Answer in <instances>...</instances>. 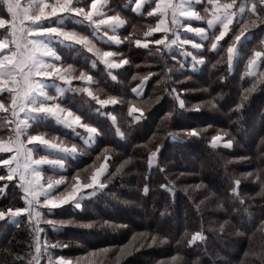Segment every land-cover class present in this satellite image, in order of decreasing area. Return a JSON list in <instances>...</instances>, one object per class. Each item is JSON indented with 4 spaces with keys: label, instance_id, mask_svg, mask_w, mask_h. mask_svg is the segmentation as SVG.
Instances as JSON below:
<instances>
[{
    "label": "trees",
    "instance_id": "trees-1",
    "mask_svg": "<svg viewBox=\"0 0 264 264\" xmlns=\"http://www.w3.org/2000/svg\"><path fill=\"white\" fill-rule=\"evenodd\" d=\"M116 1L120 10L133 21L153 24L154 17L147 15L150 8H144V13L138 14L133 10L136 0ZM257 13L254 18L259 21L253 28L245 30V36L249 35L239 43L243 54L238 61L234 60L231 70L226 49L239 34L240 25L250 20L246 15L233 24L217 51L211 50L209 42L204 43L199 54L207 57V68L193 69L189 55H182V59L172 58L167 49H161L155 56L154 62L160 61L161 67L163 63L165 67L172 64L179 74L192 77L194 89L207 88L197 101L201 105L199 110L180 108L174 101L167 67V78L158 91L153 88L159 75L146 76V87L140 97L132 89L146 77L135 76L140 69L133 64L126 67L124 82L120 83H117L120 79L111 78L110 70L103 65L89 69L95 74L101 72L102 82L128 98L143 100L157 93L163 96L153 109L144 113L138 126L132 123L123 127L122 135L117 124L96 105L80 103L75 92L65 93L62 104L77 110L101 134L94 146L87 145L86 154L66 156V170L56 174L67 177L87 174L99 161L95 157L106 146L120 153L110 151L111 157L115 158L109 161L111 182L102 191L83 199L82 210L67 205L45 213L46 218L82 224L56 225L57 231L50 224H41L45 229L42 237L46 236V241L50 244L77 242L97 253L96 262L84 264H125L126 260L135 258L142 264H169L174 256L179 257L176 264H264V57L258 73L247 75L248 58L256 49L264 50V21L260 20L264 17V9L260 7ZM104 46L132 49L125 53L132 60L136 55L144 57V54L149 56L150 51H156L155 48L138 50L129 42L121 46ZM80 52L81 49H68L69 62L90 66L86 59L85 64L80 62ZM253 88L254 91H249ZM186 97L193 101L196 96L188 94ZM187 120L189 123H184ZM49 129L79 142L77 136L62 126ZM218 129L226 131L227 138L235 136L241 146L213 147L211 138ZM188 130L196 131L197 135H190ZM153 152H158V159L155 165L149 166V156ZM121 154L138 162L117 172L115 161L122 158ZM245 157L250 160L240 161ZM122 161L117 164L121 166ZM119 173L125 175L122 177ZM0 175L6 176L4 171H0ZM4 185L5 182L0 180V211L7 208L6 202L13 196L15 202L20 197L15 185ZM86 222L89 223L84 224ZM91 222L96 223L91 225ZM35 228V222L24 216L17 225L9 220L0 224V264L36 263L39 256L34 244L37 242H33L31 250L27 244L30 237L31 241L37 239ZM197 233L204 238L190 244ZM145 234L155 238V242L151 240V247L146 244ZM135 242L140 243L142 250H131ZM123 247L129 250H118L125 249ZM114 248L116 251L112 254Z\"/></svg>",
    "mask_w": 264,
    "mask_h": 264
},
{
    "label": "snow or ice",
    "instance_id": "snow-or-ice-1",
    "mask_svg": "<svg viewBox=\"0 0 264 264\" xmlns=\"http://www.w3.org/2000/svg\"><path fill=\"white\" fill-rule=\"evenodd\" d=\"M82 2L83 0H29L27 6L22 8L21 0H3L7 18L0 15V30H3V32H0V36H4L3 39H0V53H3L0 54V93L7 92L10 94L11 116L13 118L19 117L21 113L24 114V119H19L17 121V127L12 129V131L15 132V143L17 144L18 153L23 147L20 140L21 135L27 134V129L31 127L29 121L52 119L58 125H63V127L72 129L73 131H75L76 128H83L89 134L88 139L84 140L85 144L92 142L95 134H97L98 130L95 127H90L82 123L81 116L76 115L71 109L62 104V99L66 91H83L93 99L97 98L92 96V92L88 88L77 89L72 87L73 78H69L68 73L74 71V69L72 65H68L67 68L60 66L58 62L62 60V56L57 46L76 49L77 51L79 50L77 46H79V48L96 56V58L108 69L120 68L123 64L128 63L126 59L120 62L112 59L117 53L98 49L93 40L90 39L89 35L85 34L84 31V29H91L92 35L95 36L103 25L115 32L119 26L123 25L124 21L121 20L118 15L104 18L103 12L99 10V6L102 5V0H91V10L89 11L79 6ZM144 2L145 0H136V10H139ZM208 2L214 6L212 18L207 19L208 29L215 28L217 24L220 25L218 35H214L213 42H211L210 45L212 51H217L218 48L221 47L220 42L223 41L228 32L231 31L230 25L236 13L229 10L234 7L236 0H232L231 3H225L223 5H219L217 0H208ZM168 8H173V5L170 2H166V0H159V2L155 4L153 11L149 12L148 15L151 16L155 12H159L161 17H163ZM221 11L223 15H217V13ZM240 11L243 12L244 9L241 8ZM252 11H255L254 6ZM180 15L189 19H203V17L194 11H182ZM95 16L101 18L94 20ZM65 21L80 25L81 29L78 30L75 27H69V24L65 23ZM172 24L174 26H179L175 10L172 12ZM164 25L165 20L161 18L154 28H150L148 32L145 33V36H150L153 32L167 33L171 30L164 27ZM185 31L194 33L204 41L210 39L207 30L202 27L193 28L191 25H188L185 27ZM5 33H7V35H4ZM104 35L108 36V33L105 32ZM242 38L246 39L244 28L240 30L239 34L234 36V41L226 49L229 70L232 69L234 60L238 61L240 59L237 45L242 41ZM108 40L117 44L121 43L116 35L108 36ZM177 42V39L166 42V38L156 39L154 41L156 45H163L165 49L171 48L173 45H176ZM181 43L184 45L191 44L194 49H201L203 47L201 43H195L190 39H184ZM135 44L137 47L145 49L149 47L148 43L142 44L139 39L135 41ZM5 50H7L6 53ZM157 51H159V49H157ZM189 55H191V53H189ZM262 57H264V52H254V56L248 60L249 71L247 75H255L253 69L258 66V62ZM44 58H50V61H46ZM193 60H195V57H193ZM200 63H203V61H200ZM92 67H95V61H93ZM74 79L91 82L92 76L86 75L85 72H80L79 76L74 77ZM113 79H115V77H113ZM48 81H51L52 86L56 88L57 95L49 94L45 90L48 86ZM57 81L68 87H62L61 83H57ZM9 85L12 86L9 87ZM133 91L138 90L134 89ZM249 91H254V88ZM2 99L3 98L0 97V111L7 112L8 109L5 108ZM245 99H247V96H245ZM98 103L102 106L109 103L116 104L117 100H98ZM179 106L180 108H184V102L182 100L179 101ZM137 111H139V109L132 107L129 114L131 115ZM142 116L143 113L141 112L140 116H136L134 119L138 121ZM189 134L195 136L197 132L191 131ZM221 139L220 136L214 137L212 146H217L216 142ZM27 143L42 147L49 153H61L63 155L55 158H50L49 155H43L37 159H32L33 149L28 148L26 149V157L30 163L25 165V171L32 165H48L53 168L64 169L65 157L69 155L75 156L77 153L75 145L68 147L64 145L63 142L56 143L50 141L40 134L29 135ZM224 146L231 147L232 142L229 140ZM11 151L12 147L0 138V152ZM16 158V156H13L12 160ZM155 158L156 152H153L149 159V166H151ZM12 160L4 159L2 163L4 165H10ZM119 171L120 169H117V172ZM15 172L16 169L9 168L8 175L6 177L0 175V180H13ZM106 172L107 165L101 164L99 168L92 172L88 181L82 183L79 174H77L70 184V190L65 188L64 191L53 194L55 189L68 183L66 178L56 179L54 181L50 179L45 187L41 184L42 174L38 170V167H31L32 179L26 182L27 186L24 184L21 185L24 187L25 193H31L32 198L25 200L28 207L23 209L16 208L15 210L9 208L7 212L0 211V220H5L7 217L12 222H18L17 218L25 213H28L29 218L34 215L39 219L41 213L33 207V204L40 203V196L44 197L43 206L47 207L50 213L52 210L69 203H74L76 208H80V201L83 199L81 195L82 192L85 190H93V192L102 191L107 187V182L101 181V177H103ZM249 175H251V173H249ZM20 178L24 181V174H21ZM235 183L238 185L239 180ZM145 192H147V188H145ZM47 223L53 224L55 227L56 222L48 220ZM60 223L63 224L65 222L61 221ZM84 227H91V225H84ZM38 234L39 230H37V235ZM203 238L201 234L197 233L193 235L189 243H194L196 240H202ZM153 242H155V238ZM164 242L165 241H161V243ZM36 251H40L39 247H37ZM45 251H47V249H45ZM33 259L35 260L36 257H33ZM178 259L179 257H172L169 264H176ZM49 264H53L51 259ZM55 264H72V262L61 257ZM161 264H163V262H161Z\"/></svg>",
    "mask_w": 264,
    "mask_h": 264
},
{
    "label": "rangeland",
    "instance_id": "rangeland-1",
    "mask_svg": "<svg viewBox=\"0 0 264 264\" xmlns=\"http://www.w3.org/2000/svg\"><path fill=\"white\" fill-rule=\"evenodd\" d=\"M157 2H159V0H145V2L142 4V7L139 10H136V3H135L133 10L138 14H143L144 8H145V10H148L150 8L147 11V15H148L149 12L153 11V9L155 8V4ZM166 2H170L173 5V8H168L163 17H161V14L159 12H155L153 15H151V17H154L153 24H148V22H144V23L140 24L139 21H133L130 17L127 16L128 14H125L123 11H121L120 7L117 5L116 0H102V5L99 6V10L103 12L104 18H106L108 16L118 15L120 17V19L124 21L123 25L119 26L115 30V32L108 29L106 26L102 25L101 30L95 36L92 35L91 29H84V31H85V34L89 35V38L93 40V42L95 43V45L98 49H100L101 51H112L114 53H117V55L114 56L112 59L116 60L117 62H120V61L125 60V59L128 60V63L123 64L120 68L108 69L104 64H102L100 62V60H98L96 58V56H94L92 53H88L86 50H84L82 48H79V46H77V47L79 49H81L80 58L82 59V61H80V62L85 64L86 63L85 59H86V60H88V63L90 64L91 67L88 64H85L86 67H84V66L69 62V58L67 57V55L64 53H61L60 50H58L62 56V60L60 62H58L60 64V66H62L63 68H67L68 65H72V67L74 69V71L68 73L69 78H73L72 79V87L77 88V89L88 88L92 92V96L97 98V99H93L92 97L88 96L86 92H83V91L75 92L79 96V99H80L79 102L82 104H85V103L88 104L89 102H91L94 105H96V107L101 109V111L103 113H105L110 118L111 121H113L114 123L117 124L118 130L122 134H123V127L130 126V124H132V123H134V124L137 123V126H138V123L142 119L137 121L134 119V117L140 116L141 112L144 115V113L147 110L153 109L154 106H156L155 104L158 101L160 102V100H161L160 98H162L163 96L160 97L158 95L159 93H157L156 96L151 97V98H145L143 100L142 99L135 100L131 97L128 98L125 95H122L121 91L116 92L113 89H111V87H109L108 84H106L105 82H102V79H104V76L101 75V72H98L97 74H95V73L90 72L89 69H91V68L96 69L99 65H103L105 69L107 68L108 70H110V75L112 76L111 78L113 79V77H115L114 80L120 79V80H117V83H120V82H124L123 76L126 73V67L128 65L133 64V67H138V69H140L139 70L140 73L135 74V76H137L138 78L139 77L141 78L144 76L146 77L148 74H155V75L158 74L159 75V78H158L159 80L153 88V89H156V91H158L160 89V85L163 84L167 78V75L165 73L167 66L165 67L164 63H163V67H161L162 64L160 65V61L154 62V58H155V56L158 55L159 51H161V49H165L163 45H156L154 43V41L156 39L166 38V42H170L172 39H177L178 40L177 44L173 45L171 48L167 49L168 53L171 54L172 58H176V59H182L181 58L182 55L187 56V55H189V53H191V55H189V56L191 57V60H192V68L197 69L200 67H202V68L206 67L207 68V66L205 64L207 63L208 59H207V57H204L203 55L199 54V52L201 49H204V47H205L204 43L205 42H209V44L211 45V42H213V39H214V35H218V33H219V30H220L219 24H217L216 27L213 29H208V27H207V19L212 18V12L214 11V6L212 4H210L208 2V0H166ZM231 2H232V0H217V3L219 5H223L225 3H231ZM28 3H29V0H21V7L23 8V7L27 6ZM90 4H91V0H83V2L79 6L84 7L86 11H89V10H91ZM149 5H152V6L149 7ZM253 6L255 7L254 12L252 11ZM260 7H262L264 9V0H236L234 7L229 10L231 12L236 13V15L233 17V22L230 25V29L232 28L233 24L239 22L244 15H246L247 16L246 18H249L250 20H247L246 22L241 24L239 29L244 28V30H249L250 28H253L254 26H256L257 22L259 20H255L254 15L258 14L257 12H258ZM241 8L244 9L243 12L240 11ZM173 10L176 11V19L179 23V26H174L172 24V20H170V17L172 16ZM182 11H194V12L198 13L201 17H203V19L195 20V19H189L187 17H183L180 15V12H182ZM0 15H3V16H5V18H7V15L5 12V6L3 4V0H0ZM217 15L222 16L223 12L221 11V12L217 13ZM100 18L101 17H99V16H95L94 20H98ZM161 18H163L165 20L164 27H167L171 30L168 31L167 33H165V32H153L152 35L145 36V33L148 32V30L150 28H154ZM184 19H186L187 21H183ZM260 20L264 21V17ZM65 23L69 24V27H75L78 30L81 29L80 25L72 24L68 21H65ZM188 25H191V27H193V28H197V27L205 28L207 30V33H208L210 39L207 41H204L199 36H196L194 33L186 32L185 27ZM215 30H218V32L214 33ZM0 32H3V30H0ZM105 32L108 33V36L116 35L119 38V40L121 41V43L117 44V43H114L112 41H109L108 36L104 35ZM263 34H264V30H263ZM4 35H7V33H5ZM248 35H246V36H248ZM3 38H4V36H0V39H3ZM9 39H10V37H9ZM137 39H139L142 44L148 43V45H149L148 49L155 48L156 51L155 50L150 51L149 56H148V54H144V57H141V56L139 57L138 55H136L134 57V60H132L131 57L125 56V53L128 54V51H131L132 49H127V47H126L125 50H120V49H115L112 47H105L104 46V45H108V46H110V45L119 46L120 45L121 46V44L123 45L124 42H129L132 44L133 48H136L138 50L144 49L142 47L136 46L135 41ZM184 39H190L195 43H201L203 45V47L201 49H194V48H192L191 44L184 45L181 43V41H183ZM200 39L202 41H200ZM263 41H264V35H263ZM230 45L231 44H229V46ZM10 47H11V45H10ZM57 47H58L57 49L64 48V47H60V46H57ZM67 49H70V48H67ZM157 49H159V51H157ZM237 50L240 54L241 53L243 54V50H242L241 46H239V44L237 45ZM63 51L66 52V48ZM256 51H258V50L256 49ZM260 51L263 52L264 50L261 49ZM6 52H7V50H5V53ZM0 54H3V53H0ZM253 56H254V53L250 58H248V60L251 59ZM193 57H195V60H193ZM70 58H73V57H70ZM44 59L47 61H50V58H44ZM261 59L258 62V66L255 69H253L255 74L258 73V71H259L258 68L261 64ZM93 61H95V67H92ZM200 61H203V63H200ZM167 68H168L167 70L170 74L169 86L172 89V95H173L174 101L179 105V101L182 100L184 102V107H186L187 109L195 108L196 110L197 109L199 110L200 109L199 106H201V105L199 103H197V101L200 98V96L204 95V92H207V88H204V89H197L196 88V89H194V85H193L194 79L192 77L179 74L180 71H178L177 67L172 65V64H170L169 67H167ZM248 71L249 70L247 69V73H248ZM80 72H85L86 75H91L92 81L87 82L86 80L74 79V77L79 76ZM102 76H103V78H102ZM121 77H122V79H121ZM161 77H162V79H160ZM146 78H148V77H146ZM145 81H146V79L144 78L139 84L134 86L132 89V92L135 93L139 97L142 95L144 88L146 87ZM48 83L49 82H47V84ZM11 86L12 85H9V87H11ZM134 89H137L138 91H133ZM47 92H49V94H52V95H57L56 90H49L48 89ZM67 92L73 94V92L66 91V93ZM188 94H192V95L196 96L193 101L189 100L188 97H186ZM0 97L3 98L2 102L5 106V108L8 109L7 112L0 111V122H2V124L0 125V138H2L6 143H8V145L10 147H12L11 152H0V171H4L6 176H7L9 168L16 169V172L13 176V180L8 181L7 179H4L1 181L5 182V185H7L8 187L11 185H15L17 187V188L15 187V189L18 191V194H20V197L17 196L18 197L17 202H15V200H14L16 197L13 196L10 200H8L6 202L7 208L3 209L1 211L7 212L9 208L15 210L16 208H22L23 209V208L28 207L25 200L32 198L31 193H25L24 187H22L21 185L24 184L25 186H27L26 182L30 181L32 179L31 167H38V170L42 174L41 184L44 185L45 187L47 185V182L50 179L54 181L56 179L66 178L68 183L61 185V186H63V187L60 186L61 188L59 187V188L55 189V192L53 194H58L59 192L64 191L65 188H68L70 190V184L73 181V178L77 174H75L73 176H69V177L56 174V172H58V171H65L66 170V168H67L66 159H65V168L64 169L53 168V167H50L48 165H42V166L32 165L31 167H29L27 169V171H25V165L30 163L26 157V149H28V148L33 149L32 159H37L43 155H49L50 158H55V157L63 155L61 153H49L48 151H46L42 147L28 144L27 138L29 135L40 134V135H43L46 139H48L50 141H53L56 143L63 142V144L68 146V147L75 145V147L77 148V153L75 154V156H72V155H69V156L76 157V156H79L80 154H86L87 153V151H86V148L88 147L87 145L94 146L98 142V136L100 133L99 129L93 123L91 124L88 121L84 120V117L81 116L77 112V110L70 107L69 104H63L67 108L71 109L76 115L81 116L82 123L87 124L90 127H95L98 130L97 134H95V136L93 138V141L90 142L89 144L84 143V140L88 139L89 134L83 128H76L75 131H73L72 129H68V130H70V132H72L75 136H77L81 140V142H80V140L78 139L79 142H76V141H72L69 138H66L64 136H61L56 131L49 129V128H55V126H62L63 127V125H58L52 119H46V120H40V121H29V124L31 125V127H29L27 129V134L21 135L20 140H21L23 147L21 148V151L18 153L17 152V144L15 143V132L12 131V129H15L17 127V121L19 119H24V114L21 113L19 115V117L13 118L11 116L10 94L7 92H3V93H0ZM110 99H116L117 103L116 104L109 103V104L103 105V106L98 103V100H110ZM82 104H80V105H82ZM132 107L139 109V111L132 113L130 115L129 113H130V109ZM113 117H114V120H113ZM184 123H189V121L187 120ZM41 125H46V127H42ZM187 132H191V131L188 130ZM226 135H227L226 131H224L223 129H218L217 132L212 136V138L210 137L211 142L213 141L214 137L220 136L222 139L216 142L218 146L219 145L224 146L229 140L232 142V146H237V147H239V145L241 146V142L236 141L235 136H232V137L228 136L229 138H227ZM108 148H111L112 150L108 149ZM113 150H115V149L112 147H107V146L103 147L102 152H100L98 157L97 156L95 157V160L99 159V161H97L96 164L91 166L90 171L87 174L86 173H79V176L81 178L82 183L88 181V178L91 176L92 172L95 171L97 168H99L101 164H106L107 165V172L105 173V175L103 177H101V181L107 182V186L109 185V183L111 182V178L108 175L109 169H110V162L109 161L112 158H114V157H111L110 151H113ZM106 151H107V153H106ZM115 152L118 154L120 153L116 150H115ZM151 155L149 156V159H150ZM13 156H16L17 158L15 160H12ZM121 156H122V158L119 157L115 161L116 162V164H115L116 170L117 169L127 170V169H129V167L134 166V162H138L137 160H135L133 158H128L127 155L121 154ZM106 157H107V159H106ZM4 159H10V160H12V163L10 165H4L2 163V161ZM121 159H123V161H122L121 166H120L117 164V162ZM157 159H158V152H156V158L152 162V164H151L152 166L155 165ZM246 159L250 160L248 157H245V158L240 159V161L246 160ZM21 174H24V176H25L24 181H22L20 178ZM119 174L122 177L125 175V173H119ZM95 192H93V190H85L84 192L81 193V195L83 196V199H85V198H88L90 196L95 195ZM11 196H12V193H11ZM83 199L80 201V203H81L80 208H76L74 203H69V204L63 205L62 207L64 208L65 206L69 205V206L74 207V209H76V210H82L83 209L82 208ZM43 200H44V197L40 196L39 197L40 203H38V204L34 203L33 204V207L41 213V217L39 219H37L33 215L31 218H29V219H32L33 222H35V226H36L35 233H36V235H37V230H39V234L37 235V239L35 241L34 240L31 241V237H30L28 240V243H27L30 250H31V248L33 249V242H37L34 244V248L37 249V247H39V249H40V251L38 252L39 259L36 261L35 264H49L50 259L53 262V264H55V262L61 257L64 258L65 260H70L72 262V264H84V263L96 262L97 253L91 251L87 246H85L83 244H80L77 242H62V241H56V242L50 244L48 241H46V236H44V238L42 237V232H44L45 229H43L44 227H41V224H49V223H47L48 220H52V221L56 222L55 227H56V225H64V224H67V225L75 224L78 226H80V224H81L79 222H74L73 220H65V219L60 220L57 218H50V217L46 218L45 213H49V209L47 207L43 206ZM11 204H13L12 205L13 207H11ZM129 206H131V205H129ZM23 216L29 217L28 213H25V214H22L20 217H18L17 221L19 222L21 217H23ZM5 220H9L10 222H12L7 217ZM5 220H0V224L2 222H4ZM61 221H64L65 223L61 224L60 223ZM18 222H12V223L17 225ZM68 222H70V223H68ZM88 223L89 222H86L84 224H88ZM95 223L96 222H94V223L91 222V225H93ZM39 225H40V227L38 228ZM50 225L53 226V224H50ZM55 227L53 229L57 231V229ZM117 228H120V227H117ZM112 229L116 230V228H112ZM10 237L13 238L14 237L13 234H11ZM145 237L147 238L146 239L147 240L146 244H148L147 246L151 247L153 245L151 242V240L153 239V236L151 234H145ZM12 238H10V240L13 241L14 238L13 239ZM139 244H140L139 242H135V244L132 246L131 250L138 249ZM123 248H125V249L119 248L118 250L121 252H126L129 250V249L126 250L127 247H123ZM45 249H47V251H45ZM139 249L142 250V248H139ZM60 250H64V251L59 252ZM111 250H112V254H113V253H115L116 248L111 249ZM124 250H126V251H124ZM117 259L122 260V257H118ZM139 260H140L139 258H135L133 260L128 259V260H126L125 264H142V262Z\"/></svg>",
    "mask_w": 264,
    "mask_h": 264
},
{
    "label": "crops",
    "instance_id": "crops-1",
    "mask_svg": "<svg viewBox=\"0 0 264 264\" xmlns=\"http://www.w3.org/2000/svg\"><path fill=\"white\" fill-rule=\"evenodd\" d=\"M172 17V16H171ZM170 17V20H172V18ZM183 21H187L186 19H184ZM198 39V38H197ZM200 41H202L201 39H200ZM58 48V47H57ZM66 48V52L65 51H63L64 49ZM58 50H60V52L61 53H64V54H66L67 53V51H68V49H67V47H64V48H60V49H58ZM184 54V53H183ZM47 61V60H46ZM49 83L47 84L48 86L46 87V91H48V89L49 90H56V88L55 87H53L52 86V82L51 81H48ZM57 83H61V82H59V81H57ZM61 86L62 87H65V88H67L68 86L67 85H63L62 83H61ZM49 93V92H48ZM66 93V92H65ZM65 93H64V95H65Z\"/></svg>",
    "mask_w": 264,
    "mask_h": 264
}]
</instances>
